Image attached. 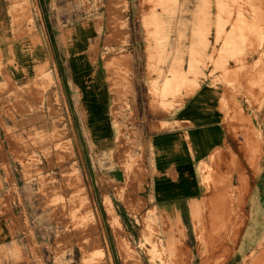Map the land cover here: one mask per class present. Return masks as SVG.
<instances>
[{"label": "rangeland", "instance_id": "rangeland-1", "mask_svg": "<svg viewBox=\"0 0 264 264\" xmlns=\"http://www.w3.org/2000/svg\"><path fill=\"white\" fill-rule=\"evenodd\" d=\"M128 2L124 12L111 9L120 11L119 22L127 24L121 33H115L116 20L109 16L107 0H18L11 9L13 39L32 38L34 49L38 42L46 63L27 83L11 88L8 80L0 92V126L11 161L2 168L19 182L20 190L15 189L19 212L14 218L38 264H124L122 247L142 264H177L182 259L200 263L204 247L191 218L188 190L180 199H151L148 142L153 133L171 128L167 119L210 84L224 91L229 87L234 95L224 104L223 93L222 101L229 144L243 142L248 156L258 158L257 149L261 152L258 177L253 178L255 170L248 166L255 194L247 210L251 212L254 203L264 214V42H260L264 3L159 0L156 18L144 0ZM226 8L232 23L224 25ZM84 24L90 25L92 34L81 30L80 37L74 35ZM192 50L199 54L193 56ZM122 54L131 57V66L105 68L106 57ZM168 64L184 68L176 78L179 88L170 101L158 99L150 108L154 87L162 85L158 69ZM196 86L190 94L188 88ZM93 105L101 107L103 127L112 131L99 132L109 137L107 144L92 132ZM252 132L256 137L250 140ZM69 142L73 150L68 155ZM59 146L64 147L62 152ZM207 165L198 166L193 179L203 191L204 174L211 184L214 181L211 164ZM72 167L82 176L80 190L86 197L66 185L64 175ZM167 186L176 191L187 184L163 187ZM108 200L121 230L109 219ZM89 210L92 216L87 215ZM259 218L256 242L232 257L229 252L214 255L209 264H245L251 253L258 255L257 244L264 235V217Z\"/></svg>", "mask_w": 264, "mask_h": 264}, {"label": "crops", "instance_id": "crops-1", "mask_svg": "<svg viewBox=\"0 0 264 264\" xmlns=\"http://www.w3.org/2000/svg\"><path fill=\"white\" fill-rule=\"evenodd\" d=\"M16 2L18 0H0V92L4 86H8L6 83L10 82L8 87L18 88L20 83L25 84L34 78L41 68L36 58L44 60L41 47L38 46L37 51L32 48V38L13 39L14 17L11 9L18 4ZM190 97L165 122L172 127L157 131L149 138L148 154L152 163L149 188L150 194H153L151 199L153 197L156 202L180 199L182 196L179 195L188 190L190 207L191 202L202 197L200 184L196 188L193 183L197 167L208 166L211 156L220 152L226 156L239 155V145L228 142L229 134L222 113V89L210 84L202 86ZM92 112V132L99 137H102L99 132H112L103 127L105 119L101 107L93 105ZM107 139L103 138L100 142L107 144ZM5 143L0 126V264H38V261L32 260L26 236L14 218L19 212L15 189L19 191L20 186L17 178H8L2 168L4 163H11L10 150ZM181 182H186L187 186L179 187L176 191L169 186L163 187Z\"/></svg>", "mask_w": 264, "mask_h": 264}, {"label": "bare ground", "instance_id": "bare-ground-1", "mask_svg": "<svg viewBox=\"0 0 264 264\" xmlns=\"http://www.w3.org/2000/svg\"><path fill=\"white\" fill-rule=\"evenodd\" d=\"M149 6L150 13L152 16L157 18V2L159 0H144ZM162 0H160L161 2ZM256 2L264 3V0H255ZM226 3L228 0H223ZM114 6V7H112ZM118 6V7H117ZM107 10L109 11V16L111 18H115L116 27L115 33H121L122 31H126V22H119L122 20L121 12H113L111 9L118 8L122 10V12L126 11L129 7L128 0H107ZM260 7H255V9H259ZM227 9V8H226ZM13 11V10H12ZM222 9L220 12H217L216 19L217 24H220L222 19ZM259 17V12H257L256 18ZM17 19V18H16ZM32 19V18H31ZM226 22L224 25L232 23V16L227 9V13L225 16ZM17 21V20H16ZM21 25V24H18ZM223 25V27H224ZM264 27V16H262L261 24ZM82 28H76L73 31L77 33V36L80 37L81 30H84V33L92 34L91 31L88 30V25H81ZM223 29V28H222ZM221 29V30H222ZM219 30V31H221ZM218 31V32H219ZM261 32H264V28H262ZM72 34V35H73ZM260 42H264V36L261 38ZM69 45V44H68ZM36 50L38 49V42L36 43ZM193 56L198 55V50H192ZM252 54V53H251ZM36 62L43 69L46 67L45 60L42 58H36ZM132 59L128 55L122 54L117 56H110L105 58V68L110 70L114 65H124L131 66ZM184 68L182 65H174L168 64L166 68L158 69L157 75L158 79L162 80V85L160 87H154V97L152 96V106L150 108H154L153 106L158 99L162 101H170L171 98L175 97L174 92H176L179 88L177 85V77L178 73H181ZM198 86V85H197ZM197 86L194 89L188 88V92L193 94L196 90ZM224 95V104L226 100L232 101L234 99V95L232 94V89L225 86V91L222 89ZM162 97H156V95H161ZM251 94V93H250ZM223 101V100H222ZM258 133V132H257ZM260 136V134L258 133ZM256 137L255 132H252L248 135L250 140H253ZM233 139L235 140V135H233ZM260 146H262V140L259 139ZM238 146L239 155H231L226 156L224 152H220L217 155H213L210 158L211 168L213 169V173L211 177L214 181L210 182V179L205 174L202 176V184L204 183V191L202 189V197L200 201H193L190 203L191 207V218L195 224V232L197 238L201 239L203 242L204 250L199 251L201 258L199 264H209L213 260L214 255L219 256L224 252H229L230 257L236 254L238 251L244 252L251 242H256V239L259 238L256 234L257 226L259 225V215H263L261 209L258 206H253L251 208V212L247 210L249 205V199L254 197V191L250 189L252 183V177L248 173V166H251L255 170L253 174V178L258 177V165H259V157L260 150L257 151L260 153L258 158L256 154L252 156H248L245 150V146L243 142H240ZM66 151L69 152L73 150L72 142L66 144ZM62 146H59L57 149L60 152L63 151ZM262 149V147H261ZM230 159L229 163H225L227 159ZM66 185L70 188L73 186L76 193L78 195H83L86 197V193L84 190H80V187H83L82 176L79 173L78 169L75 167L71 168V171L64 175ZM237 182V186L234 187L233 184ZM236 193V197H233L231 193ZM258 204L261 205V196L258 191ZM106 210L108 212L109 219L115 229L121 230V222L119 216L116 214L115 209L112 203L108 200L105 202ZM237 209L238 212L231 215L232 212ZM91 215V211L87 213V215ZM262 241L264 239V235L262 237ZM259 242L257 246L259 247L260 252L258 255L256 253H251V256L247 257L245 264H264V246L263 242ZM123 242V241H122ZM244 243V245H243ZM256 244V243H255ZM126 245L125 243H121L120 246ZM202 245V244H201ZM240 245H242L240 247ZM201 247V246H198ZM243 255V254H242ZM122 257L124 264H142L141 260L133 254L130 249H126L122 247ZM245 257V254H244ZM177 264H192L193 259L190 261L179 260L176 262ZM175 264V263H171ZM224 264V263H223Z\"/></svg>", "mask_w": 264, "mask_h": 264}]
</instances>
